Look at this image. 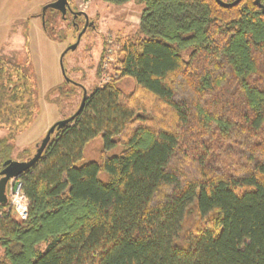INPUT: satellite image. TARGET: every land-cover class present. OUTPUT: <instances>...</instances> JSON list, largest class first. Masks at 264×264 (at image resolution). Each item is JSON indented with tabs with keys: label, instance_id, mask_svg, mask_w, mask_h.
Masks as SVG:
<instances>
[{
	"label": "trees",
	"instance_id": "1",
	"mask_svg": "<svg viewBox=\"0 0 264 264\" xmlns=\"http://www.w3.org/2000/svg\"><path fill=\"white\" fill-rule=\"evenodd\" d=\"M102 1L142 5L137 30L109 44L114 74L21 174L28 214L1 210L0 264H264L262 11ZM27 79L0 63L2 142L30 124ZM96 139L99 160L83 162Z\"/></svg>",
	"mask_w": 264,
	"mask_h": 264
},
{
	"label": "rangeland",
	"instance_id": "2",
	"mask_svg": "<svg viewBox=\"0 0 264 264\" xmlns=\"http://www.w3.org/2000/svg\"><path fill=\"white\" fill-rule=\"evenodd\" d=\"M55 1L0 0V63L28 78L35 101L30 124L8 141L14 160L31 158L49 128L75 114L83 90L87 95L108 82L114 74L116 55L115 47L109 44L135 34L143 9L134 1L116 7L102 0H68L70 11L83 13L92 22L93 27L89 25L83 31V18L48 7ZM103 41L108 47L101 61ZM60 61L68 81L62 75ZM118 87L124 95L139 93L130 79L121 80ZM5 134L0 130V139ZM100 150V139L89 143L83 162L98 161ZM4 210L17 218L8 206Z\"/></svg>",
	"mask_w": 264,
	"mask_h": 264
},
{
	"label": "water",
	"instance_id": "3",
	"mask_svg": "<svg viewBox=\"0 0 264 264\" xmlns=\"http://www.w3.org/2000/svg\"><path fill=\"white\" fill-rule=\"evenodd\" d=\"M241 0H235L232 3H225L222 0H215V2L223 8H231L236 6ZM255 5L262 11L263 15H264V6L262 4H260L259 0H255ZM48 7L56 9L58 11H61L63 14H65V11L69 9L68 6V0H56L55 2H53L51 5H49ZM47 9V8H46ZM83 13H76V16H80ZM85 16V14H84ZM86 17V16H85ZM87 28V25L84 26L83 31H85ZM79 38V37H78ZM77 44H75L74 46H76ZM60 61V65H61ZM61 71H62V75L65 77L62 65H61ZM65 81H68L67 79ZM86 99V93L83 90V94H82V99H81V103L80 106L78 108V110L75 112V114H73L70 118L66 119V120H62L59 122H56L55 124H53L49 130L46 132L44 138L42 139V141L40 142L39 146L36 149L35 154L33 155V157L31 159H29L27 162L25 163H13V171L7 175V177L5 178V180H3L2 182H0V195L2 193L3 187L5 185V182L9 179H13L18 177L19 175L23 174L24 172H26L29 168H31L41 157L42 153L44 152L47 144L50 141V137L52 136V134L61 129L62 127H64L65 125H67L69 122H71L74 117H76L82 110L84 102Z\"/></svg>",
	"mask_w": 264,
	"mask_h": 264
},
{
	"label": "flooded vegetation",
	"instance_id": "4",
	"mask_svg": "<svg viewBox=\"0 0 264 264\" xmlns=\"http://www.w3.org/2000/svg\"><path fill=\"white\" fill-rule=\"evenodd\" d=\"M61 12V11H59ZM71 12V15L73 17H77V18H83V22L85 23V26L87 25V27L90 25V27L93 25H91V21L86 18L83 14L80 15V16H76V13L73 12V11H70L69 9L65 11V14ZM95 28V26H94ZM87 29V28H86ZM6 136V134H5ZM3 136V137H5ZM2 138L0 139V182H2L3 180H5V178L7 177V175H9L12 171H13V163H25L27 162L29 159L31 158H28L24 161L22 160H14L11 156L12 154V149L9 146L8 142H2L1 141ZM11 179L7 180L5 182V185L3 187V190H2V193L0 195V212L3 208H6L8 206V202H9V199H8V186H9V183H10Z\"/></svg>",
	"mask_w": 264,
	"mask_h": 264
},
{
	"label": "built area",
	"instance_id": "5",
	"mask_svg": "<svg viewBox=\"0 0 264 264\" xmlns=\"http://www.w3.org/2000/svg\"><path fill=\"white\" fill-rule=\"evenodd\" d=\"M20 176L11 179L8 186V207L19 220H26L28 214V201L21 188Z\"/></svg>",
	"mask_w": 264,
	"mask_h": 264
}]
</instances>
